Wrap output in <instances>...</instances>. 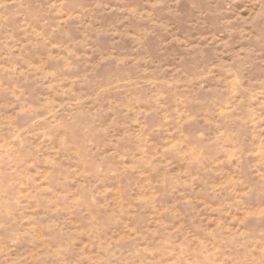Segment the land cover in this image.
<instances>
[{"label": "rangeland", "instance_id": "obj_1", "mask_svg": "<svg viewBox=\"0 0 264 264\" xmlns=\"http://www.w3.org/2000/svg\"><path fill=\"white\" fill-rule=\"evenodd\" d=\"M0 264H264V0H0Z\"/></svg>", "mask_w": 264, "mask_h": 264}]
</instances>
